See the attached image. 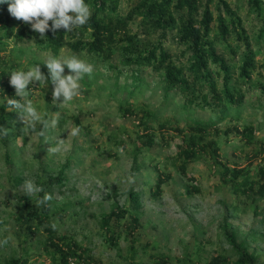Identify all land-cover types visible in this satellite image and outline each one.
Returning a JSON list of instances; mask_svg holds the SVG:
<instances>
[{
    "label": "trees",
    "instance_id": "1",
    "mask_svg": "<svg viewBox=\"0 0 264 264\" xmlns=\"http://www.w3.org/2000/svg\"><path fill=\"white\" fill-rule=\"evenodd\" d=\"M238 1L133 0L121 13L120 0H85L92 10L86 25L72 32L60 29L53 33L49 30L43 40L29 24L12 17L7 4L0 5V99L4 98L3 102L7 104V98L11 99V94L15 93L9 83V74L22 65L19 60L30 49L23 46L26 41L31 40L37 51L52 55H57L64 48L72 54H79L94 66L93 74L85 75L80 81L81 91L88 93L101 77L99 88L106 97L115 98L120 115L137 118L135 124L142 130L138 137L143 147L153 149L169 145L172 129L181 135L182 143L175 152L179 160L177 169L186 192H199L191 182L195 177L188 174L189 160L205 152L217 155L218 137L226 143L231 138L241 145L258 143L257 151L264 152V139L260 140L254 134L252 121H241L246 104L264 100V57L256 58L262 54L261 43L264 41V0ZM242 3L247 6L245 13L240 8ZM250 13L259 26L253 22L249 32L244 23ZM10 41L18 46L17 52L21 56L10 58L4 54ZM171 49L177 51L172 53ZM34 63H38L37 59H29V64ZM156 82L155 87L163 91L162 101L167 102L172 97L179 99V106L186 112L185 125H178L177 119H174L175 126L171 120L160 121L157 110L135 100L149 84ZM197 110H203V114L198 116ZM79 112L82 113L81 110ZM225 119L228 120L226 127L219 128V123ZM74 120L79 124L78 116H74ZM8 123L9 119H5L0 111V126ZM245 153L246 158L252 157L248 166L219 162L222 165L221 180L238 199L230 201L233 208L242 202L243 195L254 202L264 197V166L250 168L257 152L253 155ZM5 158L10 165L9 157L6 155ZM68 165V161L64 162L55 175H40L37 185L43 187L44 192L37 193L36 198L24 193L18 195L12 206V216L21 253L2 258L0 264H37L38 260L32 259L31 253L40 255L41 252L30 250L36 247L35 242L42 252L51 254L52 261L57 264L80 261L104 264L89 254L87 248L71 234L50 227L54 216L50 203L36 206V200L51 191V187L65 185L64 174ZM154 171L156 180L149 190L156 196L171 174L163 172L157 163ZM15 179L20 181L16 176ZM129 197L131 208L141 206L139 192L131 189ZM133 211L114 204L101 216L100 226L105 235L108 234L111 247L117 244L121 230L129 236L141 231L143 226L136 210ZM227 218L224 215L223 233L232 253L211 255L204 264H264L228 226ZM129 248L133 259L136 252L134 244L131 243ZM132 259L129 264H142ZM153 263L170 264V259L158 254L154 255Z\"/></svg>",
    "mask_w": 264,
    "mask_h": 264
},
{
    "label": "rangeland",
    "instance_id": "2",
    "mask_svg": "<svg viewBox=\"0 0 264 264\" xmlns=\"http://www.w3.org/2000/svg\"><path fill=\"white\" fill-rule=\"evenodd\" d=\"M132 1L120 0V12H125ZM228 1L233 3L236 0ZM238 2L241 3L240 0ZM240 8L243 13L247 11L245 3ZM247 15L244 24L250 32L252 23H256L257 27L259 22L253 18L252 13ZM261 44L262 54L256 56L258 59L264 57V41ZM23 46H29L27 48L30 49L19 60L22 65L18 70L26 71L37 64H29V59L35 58L41 71L48 76V69L42 62L52 53L37 51L31 40ZM17 48L10 41L4 54L10 58L21 56ZM176 51L171 49L172 53ZM74 54L82 59L79 54ZM61 55L73 54L64 48L54 56ZM67 74L69 70L65 67ZM98 79L88 93L81 91L77 98L62 107L52 105L50 77L45 87L40 85L31 89L29 98L42 117L51 118L54 113H59L57 127L48 129L45 137H39L24 127L19 114L8 111L4 98L0 99L3 102L0 103V111L5 119H9V123L4 126L9 129L8 135L0 136V240L7 238L9 241L0 247V260L21 253L17 246L12 206L18 195L24 193V181L30 179L38 184L41 174L55 175L59 167L68 161L64 174L65 185H55L48 192L53 197L49 202L54 211L51 221L62 232L71 234L79 244L87 248L89 254L101 259L104 264H129L132 259V249L129 248L131 243L136 250L132 260L142 264H154V255L158 254L166 255L170 264H204L211 255L232 253L223 233L224 215L228 216V226L264 263V197L254 202L243 195L237 208L230 206V201L236 202L238 199L221 180L220 164L221 161H227L230 166L234 162L240 167L248 166L252 157L246 158L245 152L249 155L257 152L250 168L264 166V152L257 151L258 143L241 145L234 138L228 139L226 143L218 137V156L205 152L189 160L188 174L195 177L191 182L200 191L188 194L177 169L179 160L175 153L177 146L182 143L181 135L172 129L169 145L153 149L143 147L138 137L142 130L135 124L137 118L120 115L115 98L104 95L99 88L102 78ZM156 84H149L135 100L157 110L160 121L171 120L175 126L174 119H177L178 125H185L186 112L179 106V99L172 97L167 102L162 101L163 91L155 87ZM15 96L12 93L10 97L17 99ZM253 102L245 105L241 121H252L254 134L261 140L264 139V100ZM195 113L200 116L203 110ZM74 116H78L79 124ZM226 123L227 119L219 123L218 127L223 129ZM36 127L42 130V125L37 124ZM74 129L79 130L75 136L70 134ZM58 137L64 139L61 150L49 153L48 149L55 145ZM6 155L10 165L5 160ZM155 163L163 172L171 174L170 179L164 182L161 193L156 196L151 195L149 190L156 180ZM15 176L20 181L17 182ZM131 189L139 192L141 206L137 209L131 208ZM31 197L36 198L37 194ZM114 204L128 207L131 212L135 209L143 227L134 236L127 235L120 228L117 244L111 247L107 240L108 234L105 235L100 225L101 216ZM34 244L36 247L30 250L41 252L40 255L31 253V258L38 260L37 264H57L52 261L51 254L42 252L37 242ZM70 264L91 263L80 261Z\"/></svg>",
    "mask_w": 264,
    "mask_h": 264
},
{
    "label": "clouds",
    "instance_id": "3",
    "mask_svg": "<svg viewBox=\"0 0 264 264\" xmlns=\"http://www.w3.org/2000/svg\"><path fill=\"white\" fill-rule=\"evenodd\" d=\"M7 4L9 14L17 20L29 24L32 31L40 34L43 40L50 30L55 33L64 29L72 32L83 27L91 18L92 10L85 0H0V5ZM51 22V24H50ZM16 31V30H15ZM48 69V76L42 71L40 64H34L28 70L11 71L10 85L15 89V94L20 99L7 98V110L16 111L22 120L24 127L29 128L39 137H45L48 129H55L58 125L59 113H54L51 118H44L30 99L31 89L42 85L45 87L49 77L52 85V105L62 107L81 94L80 81L85 75L91 76L94 66L91 63L73 54L70 56H54L48 54L42 62ZM65 67L69 74L65 75ZM37 124L42 125V130H37ZM78 129L71 131V135L78 134ZM9 129L0 126V136H7ZM47 142V139H45ZM64 139L57 138L55 145L48 149L49 153H57L61 150ZM25 195H34L44 192L43 187L38 186L28 179L23 184ZM53 199L50 193L36 200V206H47ZM50 227L56 230L57 224ZM8 239L0 240V247L8 244Z\"/></svg>",
    "mask_w": 264,
    "mask_h": 264
}]
</instances>
